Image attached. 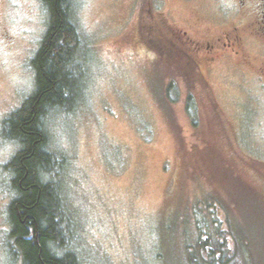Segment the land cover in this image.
<instances>
[{
  "label": "rangeland",
  "instance_id": "rangeland-1",
  "mask_svg": "<svg viewBox=\"0 0 264 264\" xmlns=\"http://www.w3.org/2000/svg\"><path fill=\"white\" fill-rule=\"evenodd\" d=\"M148 7L170 28L199 13L198 0H72L82 95L45 122L61 162L45 181L69 218L55 252L80 264H194L199 230L234 253L231 230L242 256L220 261L248 263L249 253L264 264V86L223 62L203 69L207 86L185 84L162 49L150 52ZM46 30L43 0H0V264H23L6 168L19 146L2 123L36 91L31 62Z\"/></svg>",
  "mask_w": 264,
  "mask_h": 264
},
{
  "label": "trees",
  "instance_id": "trees-1",
  "mask_svg": "<svg viewBox=\"0 0 264 264\" xmlns=\"http://www.w3.org/2000/svg\"><path fill=\"white\" fill-rule=\"evenodd\" d=\"M43 2L47 30L31 62L36 91L2 123L3 136L19 146L16 155L6 165L13 176L12 187L17 194L8 207L10 235L23 264H80L71 252L62 255L55 252L67 247L69 227L64 225L69 218L64 212L58 188L51 181H45L61 164L47 150L45 122L53 113L69 112L78 104L83 90L78 59L81 45L72 21V0ZM204 169L210 171L208 164L204 165ZM198 235L201 239L195 252L188 255L195 259L194 264H201L198 258L203 257V253L210 257L207 264H232L227 261L230 254L234 255L232 259L242 256L231 230L228 235L235 243L234 253L229 248L227 251L223 249V245H216L209 232L199 230ZM226 256V261L222 263L221 258ZM247 256L248 263L242 257L241 264L254 261L249 253Z\"/></svg>",
  "mask_w": 264,
  "mask_h": 264
},
{
  "label": "flooded vegetation",
  "instance_id": "flooded-vegetation-1",
  "mask_svg": "<svg viewBox=\"0 0 264 264\" xmlns=\"http://www.w3.org/2000/svg\"><path fill=\"white\" fill-rule=\"evenodd\" d=\"M198 1L199 13L180 23L182 28L157 22L148 7L141 28L150 37L146 41L150 52L162 49L190 86H207L203 69H212L219 62L243 77L254 75L264 86V0H231V6L220 0ZM137 23L135 35H139ZM251 49L254 54L249 53Z\"/></svg>",
  "mask_w": 264,
  "mask_h": 264
}]
</instances>
